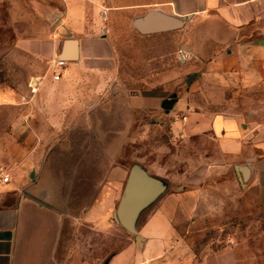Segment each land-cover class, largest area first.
Returning a JSON list of instances; mask_svg holds the SVG:
<instances>
[{"label": "crops", "instance_id": "0c3cea01", "mask_svg": "<svg viewBox=\"0 0 264 264\" xmlns=\"http://www.w3.org/2000/svg\"><path fill=\"white\" fill-rule=\"evenodd\" d=\"M150 11L187 18L177 29L138 32L132 21ZM132 29L151 47L170 46L166 72H177V56L191 59L188 69L196 74L170 109L161 106L165 98L156 105L151 130L135 136L136 142L151 137L149 152L136 150V165L156 193L137 215L136 233L114 215L130 170L117 158L132 135L127 98L116 102L119 82L99 79L113 74L116 56L130 48L116 31ZM65 40L75 42L73 60L60 56ZM263 41L264 0H0V57L14 81L0 83V106L15 110L8 128H0V178L9 175L0 179V264H264ZM55 58L66 61L57 80ZM100 100L123 104V114L72 112L78 102ZM131 100L154 103L145 96ZM66 119L118 122L111 157L98 164L113 191L69 219L54 204L61 177L45 144ZM111 216L134 238L113 253ZM212 229L234 243L197 241Z\"/></svg>", "mask_w": 264, "mask_h": 264}, {"label": "rangeland", "instance_id": "374dc122", "mask_svg": "<svg viewBox=\"0 0 264 264\" xmlns=\"http://www.w3.org/2000/svg\"><path fill=\"white\" fill-rule=\"evenodd\" d=\"M116 32L119 33L117 35L128 42L130 48L127 51L123 49L122 56H116L115 72L100 76L99 79L109 80L111 76L112 80L119 82L114 87V94L112 95L116 102H118L117 98L119 96L127 98L128 128L131 129L130 133L132 135L126 148L117 158L126 163L128 168H131L137 163L136 150L138 152L142 151L143 148H145L143 150H148L147 152L150 150L151 137L145 139L139 137L138 142H136L135 136L145 130H147L145 132L151 130V119L154 118L153 111L156 105L163 98L171 95H175L177 99L182 96L190 85V83H187V79L191 74H196L192 71L193 67H190V70L188 69V65H190L188 61H191V59L180 61L177 56L174 59V69H178L177 72H166L168 62L172 61L169 52L170 46H167L166 42L152 43L157 47H151L150 43L139 37L133 29L131 31L117 30ZM181 44V42L175 44L176 52L181 50ZM8 80V65L0 57V83H14L13 80ZM16 83H21V80L16 81ZM134 96L149 97L155 104L143 105L142 107L133 105L131 98ZM78 104L75 111L72 112L79 114L120 112L123 114L124 111L123 104H121V107L117 104H105L103 106L102 100L94 106H89L84 102L82 104L78 102ZM174 109L180 111L181 104H176ZM14 112L15 110L11 107L0 106V128H8L7 118ZM117 124V121L109 120L88 122L86 120L66 119L57 122V132H52V136L45 143L51 146L48 155L52 160L57 161L58 168L56 170L61 177L60 196L56 197V201L53 202L58 209L62 210L65 218L69 219L70 214L80 213L92 204L101 203L102 197L113 191L112 184L110 185L107 180V169L100 168L98 164L100 165L111 157V154L107 152V148L111 137L115 134ZM6 173L8 172H1V176ZM50 182L51 178L48 176L41 185L45 187ZM110 223L111 253L122 247L126 241L134 242L133 235L121 229L126 234L127 239L123 237L122 231L118 229L121 227L114 222L112 216L110 217ZM200 236V238L197 237V241L205 242L209 238L212 240L220 238L223 240V246L234 243L233 238L225 231L219 234L212 229L211 232Z\"/></svg>", "mask_w": 264, "mask_h": 264}, {"label": "water", "instance_id": "95a60500", "mask_svg": "<svg viewBox=\"0 0 264 264\" xmlns=\"http://www.w3.org/2000/svg\"><path fill=\"white\" fill-rule=\"evenodd\" d=\"M186 18L187 16L177 18L158 15L157 12L150 11L141 17L135 18L132 21V25L138 32L144 34L180 28ZM262 43L264 44V41ZM60 56L65 58V60L75 59L77 57L75 42L70 43L65 40ZM192 78H194V74L189 76L187 83H190ZM175 98V95L165 98L161 106L165 109H170L176 100ZM30 177H34L33 172ZM155 195L151 177L138 165L131 167L114 214L117 222H120L131 232L136 233L134 228L135 219L139 212L154 199ZM135 240L141 244L142 238L136 235Z\"/></svg>", "mask_w": 264, "mask_h": 264}, {"label": "built area", "instance_id": "2783aa9c", "mask_svg": "<svg viewBox=\"0 0 264 264\" xmlns=\"http://www.w3.org/2000/svg\"><path fill=\"white\" fill-rule=\"evenodd\" d=\"M106 14H107L106 10L105 9L102 10L101 15L103 17H105ZM65 63H66V61L64 59H61V58L53 59V61H52V70L51 71H52V78L54 80H57V79H59L61 77L62 70H63V68L65 66ZM38 81H39V79H37V78L31 79L29 81V87H30V90L32 92L36 91L37 85H38ZM182 119H185V116H182ZM0 179H1L2 182H7L9 180V175L6 173L5 175H2Z\"/></svg>", "mask_w": 264, "mask_h": 264}]
</instances>
